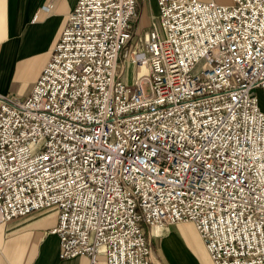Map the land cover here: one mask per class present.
Returning <instances> with one entry per match:
<instances>
[{
    "label": "built area",
    "instance_id": "built-area-1",
    "mask_svg": "<svg viewBox=\"0 0 264 264\" xmlns=\"http://www.w3.org/2000/svg\"><path fill=\"white\" fill-rule=\"evenodd\" d=\"M141 1L78 0L32 93H0V222L52 208L61 259L153 264L148 230L191 221L214 264H264V0H157L133 53Z\"/></svg>",
    "mask_w": 264,
    "mask_h": 264
},
{
    "label": "crops",
    "instance_id": "crops-1",
    "mask_svg": "<svg viewBox=\"0 0 264 264\" xmlns=\"http://www.w3.org/2000/svg\"><path fill=\"white\" fill-rule=\"evenodd\" d=\"M77 2L0 0V93L20 99L32 93ZM152 2L158 6L157 0ZM150 5L151 0L141 4L143 26L150 22ZM129 67L133 71L131 64ZM257 95L264 111V89H257ZM57 223L52 208L0 222V264H92L88 255L60 258V238L51 231ZM180 223L192 222L171 224L161 236H157L161 228H154L150 237L153 264H214L195 224L196 233H190L182 230ZM98 260L107 264L103 255Z\"/></svg>",
    "mask_w": 264,
    "mask_h": 264
},
{
    "label": "rangeland",
    "instance_id": "rangeland-1",
    "mask_svg": "<svg viewBox=\"0 0 264 264\" xmlns=\"http://www.w3.org/2000/svg\"><path fill=\"white\" fill-rule=\"evenodd\" d=\"M145 1V0H144ZM144 1H141L140 3V6H139V10H138V15L137 17L135 18V21H134V25H135V31H136V37H135V41H134V48H133V53L135 52H139L141 48H145V38H146V35H147V32L155 29V28H158L160 30V24H161V21L159 19V8L158 6H156V4H154L151 0V5H150V22L146 25V26H143V24L141 23V18H142V11H140V8H141V4L142 2ZM133 57V56H132ZM130 61H128V59H124L122 58L120 61H119V65L121 67V65H123V63H126V75H129V74H132V78H131V82H133V80L135 78H133V76H137V72L139 70H137V66L136 64H133L132 63V60L129 59ZM129 64H131V67L133 68V71H131L130 67H129ZM147 64H145V66H141V72H145L147 71L148 69L146 68ZM144 67L146 68V70H144ZM139 73V72H138ZM145 90L148 92L150 89H149V86L146 85L145 86ZM171 225V224H170ZM169 225V226H170ZM169 226L165 229H161L160 230V234H158L157 236H161L163 235L164 232H166L168 229H169ZM182 230L186 231V232H190V233H196V228L195 226L192 224V223H180L178 225ZM150 231V232H149ZM155 229H152V230H148V232L150 233V237L153 236L152 232H154ZM150 243L152 245V239H150ZM153 250V249H152ZM152 259H153V256H152ZM154 263V262H153Z\"/></svg>",
    "mask_w": 264,
    "mask_h": 264
},
{
    "label": "bare ground",
    "instance_id": "bare-ground-1",
    "mask_svg": "<svg viewBox=\"0 0 264 264\" xmlns=\"http://www.w3.org/2000/svg\"><path fill=\"white\" fill-rule=\"evenodd\" d=\"M145 62V64H147V61H144ZM181 222H183V221H181ZM184 222H191V221H184ZM179 223V222H178ZM193 223V222H192ZM196 226V225H195ZM197 228V227H196ZM198 230V229H197ZM199 232V231H198ZM199 234H200V236H201V238H202V240H203V242H204V244H205V246H206V243H205V241H204V238L202 237V235H201V233L199 232ZM206 248H207V246H206ZM207 250H208V248H207ZM209 252V251H208ZM210 254V253H209ZM210 257H211V255H210ZM212 259V258H211ZM213 261V260H212Z\"/></svg>",
    "mask_w": 264,
    "mask_h": 264
}]
</instances>
